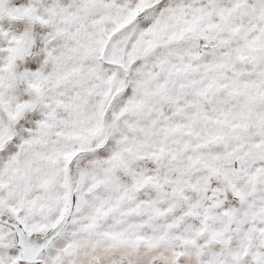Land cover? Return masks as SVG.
I'll use <instances>...</instances> for the list:
<instances>
[{
    "label": "snow or ice",
    "instance_id": "6c2138e0",
    "mask_svg": "<svg viewBox=\"0 0 264 264\" xmlns=\"http://www.w3.org/2000/svg\"><path fill=\"white\" fill-rule=\"evenodd\" d=\"M0 264H264V0H0Z\"/></svg>",
    "mask_w": 264,
    "mask_h": 264
}]
</instances>
